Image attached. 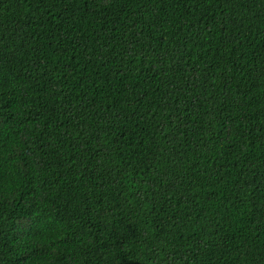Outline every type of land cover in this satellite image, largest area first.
<instances>
[{"label":"trees","instance_id":"obj_1","mask_svg":"<svg viewBox=\"0 0 264 264\" xmlns=\"http://www.w3.org/2000/svg\"><path fill=\"white\" fill-rule=\"evenodd\" d=\"M0 264H264V0H0Z\"/></svg>","mask_w":264,"mask_h":264}]
</instances>
